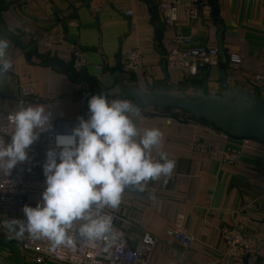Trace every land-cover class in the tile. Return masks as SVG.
Masks as SVG:
<instances>
[{
	"label": "crops",
	"instance_id": "obj_1",
	"mask_svg": "<svg viewBox=\"0 0 264 264\" xmlns=\"http://www.w3.org/2000/svg\"><path fill=\"white\" fill-rule=\"evenodd\" d=\"M263 2L207 0L194 21L188 19L184 5L178 6L177 22L183 34L208 47L218 48L221 42L226 58L241 56L238 67L230 72L223 64L209 69L210 92L219 90L218 72L223 68L230 85L256 93L264 101V83L255 81L264 68ZM128 9L131 16L124 14ZM170 36L158 14L157 0H0V37L9 40L7 53L12 61V67L0 75V110L13 107L19 86L33 83L37 96L52 113V127L68 119L71 130L78 117H87L84 109L93 94L134 103L121 94L120 82L123 87L147 92L157 89L167 77L169 92L193 95L201 84L202 70L198 77L188 79L165 66ZM127 47L142 53V67L131 74L121 70ZM76 49L86 61L79 73L72 66ZM83 80L96 85L97 91L82 96L79 84ZM137 108L132 119L140 134L153 127L162 133L152 158L158 160L162 151L176 163L171 175L151 179L146 190L124 189L119 206L109 208L120 218L113 224V232L119 236L127 232L130 244L144 232L155 236L158 242L148 264H226L220 231L236 227L261 244L258 263L264 264V144L254 139L241 144L222 135L213 124L184 116L182 110ZM197 142L239 146L241 158L235 166L226 165L194 149ZM40 196L30 194L27 205ZM180 214L192 237L188 247L165 233ZM13 229L11 219L0 227V264H36L16 241Z\"/></svg>",
	"mask_w": 264,
	"mask_h": 264
},
{
	"label": "clouds",
	"instance_id": "obj_2",
	"mask_svg": "<svg viewBox=\"0 0 264 264\" xmlns=\"http://www.w3.org/2000/svg\"><path fill=\"white\" fill-rule=\"evenodd\" d=\"M9 40L0 37V75L12 67ZM87 117H78L67 133L56 134L42 164L45 187L35 206L25 204L24 219H11L14 235L47 239L53 246L75 245V236L88 241L115 239L113 218L105 207L116 209L127 186L143 191L150 179L171 175L175 160L164 152L153 159L161 144L158 128L141 135L133 122L137 106L128 99L93 94ZM52 113L41 104L19 101L12 113L13 130L0 138V169L7 174L29 159V147L51 129Z\"/></svg>",
	"mask_w": 264,
	"mask_h": 264
},
{
	"label": "built area",
	"instance_id": "obj_3",
	"mask_svg": "<svg viewBox=\"0 0 264 264\" xmlns=\"http://www.w3.org/2000/svg\"><path fill=\"white\" fill-rule=\"evenodd\" d=\"M206 3L207 0H157L158 14L171 33L170 47L163 57L164 64L169 69L181 71L188 79L198 77L203 69L220 67L217 48L195 43L190 35L181 32L177 22L179 5L185 6L188 19L194 21L199 16L200 8ZM124 14L131 16L132 11L125 10ZM260 18L264 28V2ZM72 55L73 69L79 73L86 64L84 54L76 49ZM226 59V72L234 70L241 62V56L237 54H230ZM141 67L142 53L135 47H127L122 55L121 70L126 74H131L137 72ZM255 81L264 83V68L261 73L255 75ZM79 89L82 96L97 91L96 85L85 80L80 82ZM19 101H23L25 105L41 104L46 107L45 103L37 96L33 83L19 86L18 92L13 98V107L0 110V138L7 140L11 134L13 130L12 113L16 110ZM84 112L88 113L87 106ZM184 114V116L189 115L187 112ZM153 115L154 117L157 116L155 113ZM154 117L149 116L148 118ZM169 120L170 118H167V122ZM69 131L70 121L68 119L56 123L49 131L41 133L39 139L29 147L27 150L29 159L27 161L17 163L8 174L6 170L0 169L1 228L5 227L10 219H24L22 208L27 204V198L30 194L41 195L45 187L42 164L45 160L46 150L53 147L56 134ZM220 133L226 135L225 137H230L221 131ZM232 139L240 141L241 144L250 140L249 138ZM193 147L209 156L218 158L226 165L232 166L239 162L242 153L241 149L238 148L239 146L233 145L216 147L197 142L193 143ZM150 180L144 184L143 190H146ZM125 189L140 191L135 186H127ZM104 211L111 214L113 224L120 219L113 210L105 207ZM124 221L128 226L132 225L131 221ZM165 233L183 247H188L192 241V237L184 226V216L181 214L176 216ZM220 236L224 243L223 260L226 264H246L248 261L259 264L261 244L251 234L236 227H224L220 231ZM16 241L26 253L34 257L36 264L45 260L64 264H148L158 239L147 232H144L140 239L132 244H130V236L127 232L121 236L116 234L115 239L106 238L91 242L76 235L74 246H53L45 238L32 239L25 233L24 237L17 238Z\"/></svg>",
	"mask_w": 264,
	"mask_h": 264
},
{
	"label": "water",
	"instance_id": "obj_4",
	"mask_svg": "<svg viewBox=\"0 0 264 264\" xmlns=\"http://www.w3.org/2000/svg\"><path fill=\"white\" fill-rule=\"evenodd\" d=\"M220 64L227 62L219 42ZM208 71H201V84L193 95L174 93L166 89L167 77L157 89L142 92L139 89L123 87L121 94L134 101L140 108L153 106L158 110L178 109L197 119L213 124L216 129L232 138H249L264 144V101L256 93L240 86L230 85L223 68L219 69V90L208 89Z\"/></svg>",
	"mask_w": 264,
	"mask_h": 264
},
{
	"label": "rangeland",
	"instance_id": "obj_5",
	"mask_svg": "<svg viewBox=\"0 0 264 264\" xmlns=\"http://www.w3.org/2000/svg\"><path fill=\"white\" fill-rule=\"evenodd\" d=\"M36 203H32L30 206H35ZM59 264V263H58Z\"/></svg>",
	"mask_w": 264,
	"mask_h": 264
},
{
	"label": "trees",
	"instance_id": "obj_6",
	"mask_svg": "<svg viewBox=\"0 0 264 264\" xmlns=\"http://www.w3.org/2000/svg\"><path fill=\"white\" fill-rule=\"evenodd\" d=\"M170 109V108H169Z\"/></svg>",
	"mask_w": 264,
	"mask_h": 264
}]
</instances>
